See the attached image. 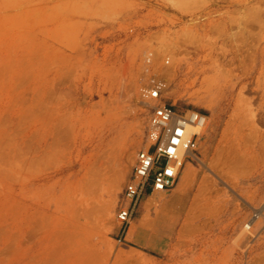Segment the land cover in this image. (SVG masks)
<instances>
[{
  "label": "rangeland",
  "instance_id": "obj_1",
  "mask_svg": "<svg viewBox=\"0 0 264 264\" xmlns=\"http://www.w3.org/2000/svg\"><path fill=\"white\" fill-rule=\"evenodd\" d=\"M156 87L206 153L121 239ZM0 264H264V0H0Z\"/></svg>",
  "mask_w": 264,
  "mask_h": 264
},
{
  "label": "built area",
  "instance_id": "obj_2",
  "mask_svg": "<svg viewBox=\"0 0 264 264\" xmlns=\"http://www.w3.org/2000/svg\"><path fill=\"white\" fill-rule=\"evenodd\" d=\"M156 87L150 90L151 99L161 98ZM150 126L156 135L153 145L137 153L132 175L127 182L123 201L117 212L121 226V239H126L133 218L141 205L145 193L155 190L169 191L181 179L187 162L199 163V141L207 127L208 116L197 110L179 111L164 103L154 106Z\"/></svg>",
  "mask_w": 264,
  "mask_h": 264
},
{
  "label": "bare ground",
  "instance_id": "obj_3",
  "mask_svg": "<svg viewBox=\"0 0 264 264\" xmlns=\"http://www.w3.org/2000/svg\"><path fill=\"white\" fill-rule=\"evenodd\" d=\"M153 7V6H152ZM167 74H169L168 72H166ZM166 73H163V74H166ZM164 76V75H163ZM164 82H162V84H161V86H159V88L161 87L162 89H163V91L165 92V91H168L169 89H170V83H168L167 84V82H165V84H163ZM173 86V85H172ZM161 89V90H162ZM171 90H172V88H171ZM170 91V90H169ZM244 91V90H243ZM167 93H170V92H167ZM239 95H241L242 96V98H244L245 96L244 95H242L241 93L239 94ZM247 95V94H246ZM240 96V97H241ZM244 96V97H243ZM222 98V97H221ZM241 98V101H243V99ZM246 98V97H245ZM245 98H244V100H245ZM199 99H201V98H199ZM212 100H214V99H212ZM236 100H240L239 98L238 99H236ZM247 100V99H246ZM243 101L244 102V104H242L243 102H241V104H242V106L243 105H245V106H243V107H247L246 106V102H248V101ZM211 101V100H210ZM219 101V100H218ZM144 102V101H143ZM147 102V101H146ZM206 102H208V101H206ZM220 102V101H219ZM235 102H237L236 104L237 105H239V102L240 101H235ZM161 102H160V99H158V100H155L153 103H151V102H148V105H154V104H160ZM214 103V102H213ZM221 103H223V102H221ZM249 103H247V105H248ZM207 104H205V107H207L206 106ZM223 105H224V103H223ZM236 105V106H237ZM222 106V105H221ZM220 106V107H221ZM240 106V105H239ZM209 107V109L210 110H212L214 113L216 112V109H218L217 107L215 108H213V107H211V106H208ZM207 107V108H208ZM248 109V108H247ZM246 109V110H247ZM222 110V109H221ZM220 110V111H221ZM222 113V112H221ZM220 114V113H219ZM214 115V114H213ZM250 115H251V113H250ZM212 116V115H211ZM215 116H216V113H215ZM220 116V115H219ZM218 117V116H217ZM252 117V116H251ZM250 117V118H251ZM216 119V118H215ZM212 121H213V119H212ZM252 121V120H251ZM207 127L204 129V131H202V133H201V135H200V141H199V153H200V149L202 150V154H203V156H204V154L206 153V150H205V146H206V144L208 143V141H204V142H202V138H203V136L207 133V131H208V128L210 127L209 126V124H210V121H209V119H208V122H207ZM212 124V123H211ZM142 125V124H141ZM151 129V128H150ZM211 131V130H210ZM157 131H154V133L152 134V135H156L157 133H156ZM114 147V148H113ZM120 148H121V146H120ZM119 148V149H120ZM207 148H209V147H207ZM206 148V149H207ZM112 149V150H111ZM116 150V147L115 146H112V148H110V150L109 151H111L110 153H107V154H109V155H107L108 156V161H111V162H108L109 164H113V162L112 161H115V164L117 163L116 161H118V160H116V159H119V161L118 162H120V160H122L123 161V158H124V154H126V150H127V145H125V143L122 145V149L121 150H117V151H120L119 153L118 152H116L115 150ZM108 152V151H107ZM118 153V154H117ZM121 153V154H120ZM118 155H121L120 157L118 156ZM119 158H118V157ZM206 156V155H205ZM194 158H196L197 159V161L200 163V164H203V160H201V158H200V156H198V158L197 157H195V156H193ZM207 157V156H206ZM208 158V157H207ZM124 160H125V158H124ZM122 161H121V163H122ZM124 162V161H123ZM125 166V165H124ZM128 168V167H127ZM126 168V169H127ZM193 170L194 169H192V163H190V162H187L186 164H185V167H184V169H183V173H182V177H181V179H180V182H179V186L177 187V189L174 191V193L173 194H171L170 195V197H168V198H166L165 196H164V192L165 191H160V190H155L154 192H153V194H151V196L147 199V201L146 202H149L150 203V205H151V208L152 207H156L157 206V204H158V202L160 203V205H162L161 207H163V211H166L170 206H172L173 204H175V203H177V202H181V201H183V199L187 196V194H189V187H191V186H189V185H192V184H190L191 183V181H192V179L194 178V172H193ZM115 177H117V176H115ZM117 180V178L115 179L114 178V181H113V183H117V182H119V181H116ZM112 183V184H113ZM116 183L114 184L115 186H116ZM192 183H193V181H192ZM119 185V184H118ZM117 185V186H118ZM231 187V186H230ZM113 188V186L110 188V190ZM115 188H117V187H115ZM115 188H113V189H115ZM111 190V191H114V190ZM119 189V188H118ZM201 190V189H200ZM116 191V190H115ZM204 191V190H203ZM202 196V195H201ZM114 200V199H113ZM200 201V200H199ZM146 205L148 204V203H145ZM202 204V203H201ZM159 205V206H160ZM202 206V205H201ZM158 209V208H157ZM106 210V212H105V214H107L108 216L110 215V212L112 211L111 210V208L109 209V208H106L105 209ZM201 210V209H200ZM205 210V209H204ZM207 210V209H206ZM209 211V210H208ZM216 213V212H215ZM212 214H213V212H212ZM144 218V217H143ZM143 218H141V220H140V225H141V227L142 226H145V223L146 222H144L145 220L143 219ZM147 220H148V218H147ZM146 220V221H147ZM151 220V219H150ZM149 220V221H150ZM148 221V222H149ZM151 222V221H150ZM148 224V223H147ZM132 226H133V224L131 225V228H130V230H132ZM186 227V226H185ZM251 228V226L248 224V225H246L245 224V227H244V230H247V229H250ZM130 230H129V232H130ZM241 231V230H240ZM243 231V230H242ZM128 232V233H129ZM245 232H243V234H244ZM242 235V233H238V235ZM237 235V236H238ZM237 236H236V239H238L239 237L241 238L242 236H238V238H237ZM239 238V239H240Z\"/></svg>",
  "mask_w": 264,
  "mask_h": 264
},
{
  "label": "trees",
  "instance_id": "obj_4",
  "mask_svg": "<svg viewBox=\"0 0 264 264\" xmlns=\"http://www.w3.org/2000/svg\"><path fill=\"white\" fill-rule=\"evenodd\" d=\"M201 113H203V114H204L205 112L203 111V112H201Z\"/></svg>",
  "mask_w": 264,
  "mask_h": 264
}]
</instances>
